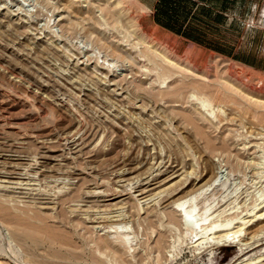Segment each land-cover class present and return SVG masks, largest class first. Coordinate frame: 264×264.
<instances>
[{"label":"rangeland","instance_id":"1","mask_svg":"<svg viewBox=\"0 0 264 264\" xmlns=\"http://www.w3.org/2000/svg\"><path fill=\"white\" fill-rule=\"evenodd\" d=\"M212 1L185 37L134 0H0V264H264V0ZM201 189L235 242L173 211Z\"/></svg>","mask_w":264,"mask_h":264},{"label":"bare ground","instance_id":"2","mask_svg":"<svg viewBox=\"0 0 264 264\" xmlns=\"http://www.w3.org/2000/svg\"><path fill=\"white\" fill-rule=\"evenodd\" d=\"M92 44L95 46V48L100 47V48L104 49L106 52L109 50L113 54L114 53H117V52H120L122 50V49L119 48L120 51L117 50V52H116L115 51V48H113L111 44H108V46H105V44H103L102 42H100V39H98V38H94V40L92 41ZM100 48L97 49V50H100ZM158 52L160 53L161 51H158ZM162 52H164V51H162ZM122 54L121 55L119 54V55L122 56ZM164 55H165V53H164ZM106 56H107V53H106ZM167 56L168 55L166 53V56H165L166 59L169 58ZM169 60H171V59L169 58ZM157 68H159L157 70L160 71V67L157 66ZM161 68H162V66H161ZM164 68H166V67H164ZM164 68L162 69L163 72L165 70ZM166 71H168V70H165V72ZM163 72H159L160 75ZM172 74L173 73H171V75ZM160 75L158 76L159 78H160ZM163 75L165 77L167 74L164 73ZM171 75H170V78H172L174 74L172 75V77H171ZM162 76H161V78H162ZM167 77L168 76H166V78ZM163 80H165V78ZM215 182L216 181H214V183L212 185H210L208 188L214 186ZM207 189L206 190L201 189L196 194H193V196L190 195V196H187V197H185V198H183V199L175 202L174 203V207H173V211L176 214H178V216L181 219V222L183 223V225L187 229H189V231H195L201 237L203 236V237H206L207 239H211L213 243H216V244H219V245H225L227 243L235 242L237 240V238L240 237V234L244 230L243 227L247 226L250 221H248V222L242 221V223H240V225L238 226L239 228L236 231H234V232L230 231V226L233 224V222L234 221H237V220L239 221L240 218L235 217V218H233L231 220H228L225 223L220 222L219 219L221 218V216L223 214H225V210L224 209L221 210V211H219V209H216V205H214L213 203L206 205L207 199L203 200L202 202H199L198 201L202 196L203 197L205 196V193L208 191ZM249 217L251 218V216H249ZM253 217H256V214ZM246 229L247 230L249 229V231L252 230L251 227L250 228L248 227ZM124 237H125V240H127V236L124 235ZM104 242H106V241H104ZM124 243H127V242H124ZM159 243H156V244H159ZM104 245H106L105 246L106 249H110L111 248L110 247L111 245L109 246L107 243H105ZM112 250H113V253L114 252L115 253L118 252L115 248H112L110 251H112ZM115 253H114V255H115ZM238 264H241V263H238Z\"/></svg>","mask_w":264,"mask_h":264},{"label":"crops","instance_id":"3","mask_svg":"<svg viewBox=\"0 0 264 264\" xmlns=\"http://www.w3.org/2000/svg\"><path fill=\"white\" fill-rule=\"evenodd\" d=\"M151 17L156 27L176 36H195L197 28L204 27L212 17V0H134ZM227 5L228 0H216ZM238 2L239 0H234ZM217 2V3H218ZM222 8H219V10Z\"/></svg>","mask_w":264,"mask_h":264}]
</instances>
